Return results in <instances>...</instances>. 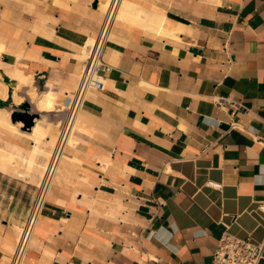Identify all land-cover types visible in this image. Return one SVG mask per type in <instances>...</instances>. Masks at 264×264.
Segmentation results:
<instances>
[{"label": "crops", "instance_id": "crops-1", "mask_svg": "<svg viewBox=\"0 0 264 264\" xmlns=\"http://www.w3.org/2000/svg\"><path fill=\"white\" fill-rule=\"evenodd\" d=\"M128 1L24 264H211L225 233L264 242V0ZM93 3L0 0V82L55 93L45 112L18 90L50 144L105 19ZM23 125H0V264L47 162Z\"/></svg>", "mask_w": 264, "mask_h": 264}, {"label": "built area", "instance_id": "built-area-1", "mask_svg": "<svg viewBox=\"0 0 264 264\" xmlns=\"http://www.w3.org/2000/svg\"><path fill=\"white\" fill-rule=\"evenodd\" d=\"M118 3L119 0H114L110 10L106 13L103 25L97 36L96 45L86 58L68 113L58 123L59 135L54 144L53 155L40 183L36 187V193L29 206L26 220L19 228L10 264L25 263L35 229L54 184L60 159L63 157L69 145V139L75 131L78 113L83 108L90 91L103 90L106 86L102 70H109L110 67L104 63L102 55L110 38L111 29L115 21L114 13ZM261 209L264 210V206H261ZM263 258L264 242L257 243L251 239H243L225 233L218 243L211 264H261Z\"/></svg>", "mask_w": 264, "mask_h": 264}, {"label": "bare ground", "instance_id": "bare-ground-1", "mask_svg": "<svg viewBox=\"0 0 264 264\" xmlns=\"http://www.w3.org/2000/svg\"><path fill=\"white\" fill-rule=\"evenodd\" d=\"M113 1L114 0H98L99 8L107 13L113 4ZM98 3H97V5H98ZM131 7L133 8V4L130 3L128 0H119L117 9L115 10V13H114L115 21L118 19L119 20L123 19L125 17L127 18V16H129V14H130ZM106 13H105V15H106ZM161 25H162V23H161ZM96 41H97V37L94 40H90L88 42L89 45L86 47V52L84 51L85 52V59L89 56L92 48H94V46L96 45ZM10 75L15 77L16 79H18V83L14 87L15 90L19 89L20 87L30 88L29 89V95H31L32 99L34 100L38 111H45V112L51 111L52 112L53 110H55V93L51 89H48L46 91H42L41 93H37V91L33 87V77L32 76H23V75L17 74V73H10ZM8 88H9V85L7 83L0 82V95H1L0 97L2 99L6 100V97L8 94ZM15 90H14L13 96H15V93H16ZM44 117H45V114H44ZM44 117L38 118L33 130L31 129L33 131V133L31 132L32 133L31 137L33 139H35V141L41 140L44 143V149H42V150L36 149L38 151V153L42 154L43 157L45 156L47 158V162L44 164V166L41 169V175L42 176L44 175V173H45V171L49 165V162H50V159L53 155V150H54V144H50L49 140L47 141L44 137L45 130L50 124V121L46 120L47 116H46V118H44ZM0 125H5L7 127H10L14 132H16L18 134L21 133L19 130V127H18L19 124L15 125L10 120L9 112H7V110H5V108H3V107H0ZM52 130H53V128H52ZM53 132H55V131L53 130ZM71 138H72V136L70 137L69 141L71 140ZM34 152H36V151H34ZM63 158H64V156L60 159L59 165L57 167L56 175H57V173L61 167V163H62Z\"/></svg>", "mask_w": 264, "mask_h": 264}, {"label": "water", "instance_id": "water-1", "mask_svg": "<svg viewBox=\"0 0 264 264\" xmlns=\"http://www.w3.org/2000/svg\"><path fill=\"white\" fill-rule=\"evenodd\" d=\"M98 0H94L93 6L96 7ZM6 81L9 82V79L6 78ZM15 86V83H12ZM11 95V92H9ZM9 106V100L0 99V107H7ZM20 109L22 111L13 110L11 113V120L12 122L21 121L24 125L22 126L23 130H31V128L35 125V120L40 117L38 113H31V104L29 102L24 101L20 105Z\"/></svg>", "mask_w": 264, "mask_h": 264}, {"label": "rangeland", "instance_id": "rangeland-1", "mask_svg": "<svg viewBox=\"0 0 264 264\" xmlns=\"http://www.w3.org/2000/svg\"><path fill=\"white\" fill-rule=\"evenodd\" d=\"M28 88V87H27ZM19 89H21V88H19ZM19 89H17V90H15L16 91V93H15V96H13V93H14V90H13V92H12V94H11V97L9 96V93L7 94V97H6V99H8L9 100V104L12 102V100H13V102L14 103H16V104H21L23 101H26V102H31L30 100V98H29V96H28V99H25L23 96H21L20 94H19V92H18V90ZM30 89V88H29ZM28 90V89H27ZM37 90V89H36ZM8 92H9V88H8ZM1 96V95H0ZM0 99H2L1 97H0ZM25 99V100H24ZM3 100H5V99H3ZM31 103H33V102H31ZM33 105H35V103H33ZM3 108H5V110H7V112H9V114L11 113V110L8 108V107H3ZM11 120V119H10ZM38 120V118L36 119V121ZM14 123V122H13ZM19 123H21V122H18V124ZM25 131H30V130H25Z\"/></svg>", "mask_w": 264, "mask_h": 264}]
</instances>
